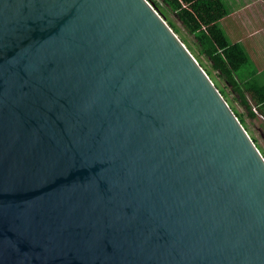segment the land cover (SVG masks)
<instances>
[{
	"label": "water",
	"instance_id": "water-1",
	"mask_svg": "<svg viewBox=\"0 0 264 264\" xmlns=\"http://www.w3.org/2000/svg\"><path fill=\"white\" fill-rule=\"evenodd\" d=\"M0 264H264V157L147 0H0Z\"/></svg>",
	"mask_w": 264,
	"mask_h": 264
},
{
	"label": "trees",
	"instance_id": "trees-1",
	"mask_svg": "<svg viewBox=\"0 0 264 264\" xmlns=\"http://www.w3.org/2000/svg\"><path fill=\"white\" fill-rule=\"evenodd\" d=\"M147 1L164 19L167 25L174 29L177 34H180V30L174 28V25L168 21L166 11L174 12L178 15L189 32L195 36L201 56L210 63L212 71L216 74L217 78L231 90L232 95H234L236 101L245 110L248 118L251 120L258 119V114L254 112L255 109L264 119V86H260L252 81L244 82L238 76L239 70L247 62V57L240 47L228 44L224 33L217 25V20L225 14L223 3L220 0H160V5L155 0ZM202 22L205 25L197 26V23ZM189 50L192 53V50ZM197 60L203 68L200 60L198 58ZM203 70L246 130L243 117L231 107L224 89H220L219 85L215 83L211 72H207L204 68ZM253 141L256 143L255 140ZM260 152L264 157V153L261 150Z\"/></svg>",
	"mask_w": 264,
	"mask_h": 264
},
{
	"label": "crops",
	"instance_id": "crops-1",
	"mask_svg": "<svg viewBox=\"0 0 264 264\" xmlns=\"http://www.w3.org/2000/svg\"><path fill=\"white\" fill-rule=\"evenodd\" d=\"M220 1L224 5L225 14L217 20V25L228 44L240 47L247 57L238 76L244 82L252 81L264 86V0Z\"/></svg>",
	"mask_w": 264,
	"mask_h": 264
},
{
	"label": "rangeland",
	"instance_id": "rangeland-1",
	"mask_svg": "<svg viewBox=\"0 0 264 264\" xmlns=\"http://www.w3.org/2000/svg\"><path fill=\"white\" fill-rule=\"evenodd\" d=\"M155 1L161 5L160 0ZM166 15L168 17V21L172 23V25H174V28L180 30V34H178V36L181 38V40H183V43L186 45V47L192 50L193 55H195L196 59L198 58L200 60V63L203 65V68L207 72L209 71L212 73V78L214 79L215 83L219 85L220 89H224L226 95L228 96V100L230 101L231 107L234 109L235 112H237L243 117L245 121V127L250 138L256 141V146H258L259 149L264 153L263 117L259 115V113L256 111V113L258 114V119L251 120L250 118H248L247 114L245 113V110L239 105L238 101H236L234 95H232L231 90L226 86L225 83H223L217 78L216 74L212 71L210 63L203 56H201L195 36L189 32L188 28L185 26V24L181 21V19L176 13L166 11ZM230 19L231 18H229L228 21ZM198 25H205V23H197V26ZM226 32H229V27L226 28ZM241 34H244V31H241Z\"/></svg>",
	"mask_w": 264,
	"mask_h": 264
},
{
	"label": "built area",
	"instance_id": "built-area-1",
	"mask_svg": "<svg viewBox=\"0 0 264 264\" xmlns=\"http://www.w3.org/2000/svg\"><path fill=\"white\" fill-rule=\"evenodd\" d=\"M256 112V110H254Z\"/></svg>",
	"mask_w": 264,
	"mask_h": 264
}]
</instances>
